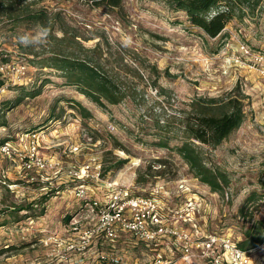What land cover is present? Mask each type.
Segmentation results:
<instances>
[{
    "label": "rangeland",
    "instance_id": "rangeland-1",
    "mask_svg": "<svg viewBox=\"0 0 264 264\" xmlns=\"http://www.w3.org/2000/svg\"><path fill=\"white\" fill-rule=\"evenodd\" d=\"M97 2L0 0V65L27 66L0 96V264H212L170 233L144 239L116 223L111 234L100 210L119 190L151 196L160 185L170 228L192 229L181 217L187 196L197 201L191 218L203 235L239 242L264 220V76L240 50L244 43L264 52V0L238 9L217 37L171 0H123L121 8ZM37 25L52 30L46 46L17 42ZM96 48L103 54L95 58L136 88L119 104L100 106L41 64ZM236 86L246 94L242 125L215 148L197 142L224 177L214 190L177 149L181 133L161 145L159 121L172 114L170 126L179 128L194 99L227 97ZM262 256L264 244L254 250Z\"/></svg>",
    "mask_w": 264,
    "mask_h": 264
},
{
    "label": "trees",
    "instance_id": "trees-1",
    "mask_svg": "<svg viewBox=\"0 0 264 264\" xmlns=\"http://www.w3.org/2000/svg\"><path fill=\"white\" fill-rule=\"evenodd\" d=\"M112 8H121L123 0H97ZM262 0H171L177 9L186 12L188 19L195 26L200 27L208 36L217 37L227 27L228 23L237 15L238 9L245 5L258 6ZM214 11V13H212ZM100 48H96L91 56L73 54H53L42 58L43 67H53L63 73L66 84L77 86L100 106L119 104L136 89L132 81L118 77L107 69L108 65L100 62L95 56L102 55ZM141 77V75H140ZM2 79L0 78V84ZM157 83V82H156ZM160 87L159 84H155ZM32 92L31 95H37ZM246 94L236 86L227 97L204 98L193 100L190 113L180 116V127L170 126L172 114L159 121V139L161 145L168 146L172 137H183L177 146L180 154L187 161L197 177L210 185L214 190H222L223 175L209 166L205 155L197 142L210 147L219 146L245 120ZM178 129V130H175ZM127 160L122 159L120 164ZM139 177V182L143 181ZM244 206L241 207V212ZM243 249H252L264 244V220H255L244 232V238L238 242Z\"/></svg>",
    "mask_w": 264,
    "mask_h": 264
},
{
    "label": "built area",
    "instance_id": "built-area-1",
    "mask_svg": "<svg viewBox=\"0 0 264 264\" xmlns=\"http://www.w3.org/2000/svg\"><path fill=\"white\" fill-rule=\"evenodd\" d=\"M240 50L251 64L260 69L264 76V52L253 50L244 43L240 44ZM236 61L239 62V58ZM26 69V64L14 60L3 62L0 65V78L3 81L0 84V96L9 89V78L11 77L13 80L12 76L15 74L17 76L24 75ZM10 145L8 141L6 146ZM34 155L36 154L34 153ZM41 161L39 158V162ZM88 171L89 166L84 168L83 175ZM76 174L79 175L78 172ZM180 189L182 191L190 190L184 184L180 185ZM162 193L168 194V191L163 190L160 185L155 187L151 196H130L128 192L123 194V190H119L106 205L101 206L104 228H108L112 234L113 229L110 226L118 223L123 229L132 231L144 239L155 238L158 233H170L178 241L183 242L186 248L196 246V248L202 249L204 253H207L212 264H264V256L259 259L254 257V250L258 247L243 249L239 246L238 241L229 234L208 233L203 235L200 227L198 228L195 220L193 221L191 218L192 211L197 207V201L189 196H187L188 201L185 203L188 210H183L181 217L192 224V229H179L177 226L170 228L164 222L163 208L159 202V196ZM95 204L100 205L97 201Z\"/></svg>",
    "mask_w": 264,
    "mask_h": 264
},
{
    "label": "clouds",
    "instance_id": "clouds-1",
    "mask_svg": "<svg viewBox=\"0 0 264 264\" xmlns=\"http://www.w3.org/2000/svg\"><path fill=\"white\" fill-rule=\"evenodd\" d=\"M52 30L48 26L37 25L33 30L26 31L17 37V42L24 47L40 48L49 43ZM56 35H59L57 32Z\"/></svg>",
    "mask_w": 264,
    "mask_h": 264
}]
</instances>
